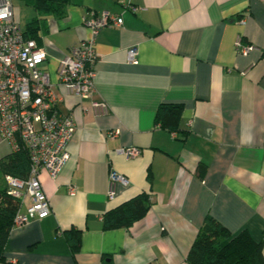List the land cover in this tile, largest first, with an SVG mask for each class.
I'll return each mask as SVG.
<instances>
[{
    "label": "crops",
    "instance_id": "crops-1",
    "mask_svg": "<svg viewBox=\"0 0 264 264\" xmlns=\"http://www.w3.org/2000/svg\"><path fill=\"white\" fill-rule=\"evenodd\" d=\"M12 2L19 23L44 17L41 67L76 129L61 173L39 175L50 214L13 225L0 264H189L208 214L233 234L247 229L264 239V0H69L62 17ZM103 11L123 23L96 36L94 91L83 98L58 84L57 67L72 45L93 36L83 17ZM238 36L253 46L247 54L235 51ZM93 101L109 111L99 113ZM162 103L183 105L184 139L155 121ZM127 147L141 152L127 157ZM10 153L0 135V159ZM112 170L129 183L110 198ZM144 191L143 218L103 227L107 210ZM30 203L26 196L20 211ZM72 228L81 231L78 252L68 242Z\"/></svg>",
    "mask_w": 264,
    "mask_h": 264
},
{
    "label": "built area",
    "instance_id": "built-area-1",
    "mask_svg": "<svg viewBox=\"0 0 264 264\" xmlns=\"http://www.w3.org/2000/svg\"><path fill=\"white\" fill-rule=\"evenodd\" d=\"M133 12L138 6L127 5ZM92 29L93 36L72 45L58 63V84L80 97H90L94 91V64L96 61V36L105 27L121 26V14L109 11L90 12L83 17ZM244 23V19H240ZM235 51L247 54L253 49L242 36L235 40ZM137 47L128 51L130 61H136ZM47 59L45 48L34 38H28L15 18L12 0H0V135L10 144L11 151L24 148L30 160L29 175L19 178L7 174L8 193L20 201L26 196L31 203L26 211L20 209L14 217V225L25 224L34 218L50 214L51 204L46 195L40 173L45 170L55 179L70 159L68 143L76 123L72 113H63L57 106L58 97L50 74L41 65ZM99 113H107L104 101H93ZM127 157L138 155V147L121 150ZM128 185L127 177L115 170L110 172L108 196L116 194V185ZM73 191V187H71Z\"/></svg>",
    "mask_w": 264,
    "mask_h": 264
},
{
    "label": "trees",
    "instance_id": "trees-1",
    "mask_svg": "<svg viewBox=\"0 0 264 264\" xmlns=\"http://www.w3.org/2000/svg\"><path fill=\"white\" fill-rule=\"evenodd\" d=\"M40 13L53 14L62 17L66 12L69 0H25ZM44 17H34L25 26L24 34L39 42V31ZM183 112L181 103H162L158 107L155 121L162 127L178 132V137L184 139L187 131L180 128ZM200 173L206 171L201 166ZM30 160L28 152L22 148L0 159V260H5L4 248L9 233L14 225V217L20 209V201L8 193L7 174L19 178L29 175ZM150 207V194L141 192L123 203L107 210L102 222L105 229L125 227L143 218ZM68 242L73 252L80 249L81 231L69 229L66 231ZM264 239L256 241L247 229L236 234L224 226L214 216L208 214L200 227L187 254L189 264H264Z\"/></svg>",
    "mask_w": 264,
    "mask_h": 264
},
{
    "label": "rangeland",
    "instance_id": "rangeland-1",
    "mask_svg": "<svg viewBox=\"0 0 264 264\" xmlns=\"http://www.w3.org/2000/svg\"><path fill=\"white\" fill-rule=\"evenodd\" d=\"M17 1V0H16ZM14 2H15V0H14ZM20 25H21V27H25L26 26V23L24 22V21H21V23H20Z\"/></svg>",
    "mask_w": 264,
    "mask_h": 264
}]
</instances>
